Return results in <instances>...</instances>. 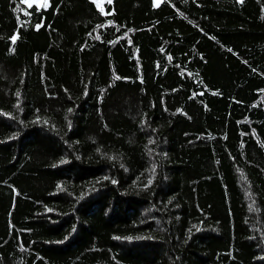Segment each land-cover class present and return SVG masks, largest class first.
I'll return each mask as SVG.
<instances>
[{"label": "trees", "instance_id": "16d2710c", "mask_svg": "<svg viewBox=\"0 0 264 264\" xmlns=\"http://www.w3.org/2000/svg\"><path fill=\"white\" fill-rule=\"evenodd\" d=\"M106 6L0 0V264H264V0Z\"/></svg>", "mask_w": 264, "mask_h": 264}, {"label": "rangeland", "instance_id": "374dc122", "mask_svg": "<svg viewBox=\"0 0 264 264\" xmlns=\"http://www.w3.org/2000/svg\"><path fill=\"white\" fill-rule=\"evenodd\" d=\"M28 4H32V3H37L40 6H45L48 5L50 3L51 0H25ZM96 2V4L98 5V7L100 9H103V11L107 10V6L106 3L109 2V0H94ZM111 1V0H110ZM162 2V0H161ZM160 2V3H161ZM159 3V4H160ZM154 4H156V0H154Z\"/></svg>", "mask_w": 264, "mask_h": 264}, {"label": "snow or ice", "instance_id": "6c2138e0", "mask_svg": "<svg viewBox=\"0 0 264 264\" xmlns=\"http://www.w3.org/2000/svg\"><path fill=\"white\" fill-rule=\"evenodd\" d=\"M109 2H110V0H109ZM160 2H161V0H156V4H157V6L159 5ZM239 2H240V3H243V0H239ZM101 11H103V9H101ZM39 27H40V25H37V28H39ZM12 39H13V43H14L16 37L14 36Z\"/></svg>", "mask_w": 264, "mask_h": 264}]
</instances>
